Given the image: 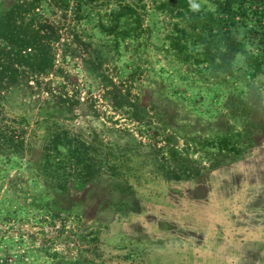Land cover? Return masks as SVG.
Returning a JSON list of instances; mask_svg holds the SVG:
<instances>
[{
  "label": "rangeland",
  "instance_id": "1",
  "mask_svg": "<svg viewBox=\"0 0 264 264\" xmlns=\"http://www.w3.org/2000/svg\"><path fill=\"white\" fill-rule=\"evenodd\" d=\"M17 2L45 24L53 66L22 69L3 94L8 115L30 125L24 145L0 150V264H257L264 5L248 0V15L220 28L243 46L230 74L219 57L200 63L188 21L209 0H0V14ZM50 130L93 148L91 179L53 178ZM112 152L129 165L113 167ZM224 237L245 252L221 255Z\"/></svg>",
  "mask_w": 264,
  "mask_h": 264
},
{
  "label": "trees",
  "instance_id": "2",
  "mask_svg": "<svg viewBox=\"0 0 264 264\" xmlns=\"http://www.w3.org/2000/svg\"><path fill=\"white\" fill-rule=\"evenodd\" d=\"M189 1L180 0V5L185 7V5L189 4ZM209 1L212 2V6L214 7L211 12L200 13V15L193 14L192 12L191 17L188 19L191 26L196 31H199L198 34L193 36L195 38L194 42L204 44L202 48L203 53L200 54V57H202L200 63L204 62L216 68L215 60L219 57L221 59V66L225 72L231 74L232 59L238 52L243 51V46L238 41L226 37L220 28H223L227 22L235 21V17L238 15H242V17L247 16L248 0ZM254 1H260L264 5V0ZM127 8L129 7H125V14H127ZM27 11L28 6L26 2H17L10 10L0 14V150L10 145H17L16 142L24 145L25 139L20 134L22 129L30 125L27 119L23 117L15 116L13 118L8 115L3 100L4 92L19 80L22 69L25 71L30 70L33 73H41L53 66L49 42L46 40L48 36L43 32L45 24H40L39 26L33 18L26 21L25 14ZM121 15L122 13H119L118 16ZM215 26H218L219 29H214ZM184 36L187 37V35L172 37V44L177 49L183 50L186 48V45H184L185 41L183 40ZM254 63L258 68L259 62L257 59H255ZM46 141L44 158L42 159L45 167L46 163L53 165L54 169H51L53 178L61 184L62 182L67 184L70 179L69 177L73 175L78 179L83 178L84 180H89L93 177L98 161L91 156L92 147L80 142L76 136L71 135L66 130H50ZM57 154L61 156L57 157L58 161H64L65 165H62V168L54 166L56 162L51 158L56 157ZM112 155L117 160V163L113 167H119L120 164L124 167L129 165L131 157H128L126 163V157L122 156L123 154L121 155L120 152H112ZM74 170H76L77 175H71ZM60 173L63 176H68V179H64ZM256 244L259 246L254 247V243L249 246L253 247L252 250L258 253L260 260L257 264H263L264 256L262 257V253L264 243L256 241ZM221 245L220 253L223 256H228V252L234 250L238 253L245 252L242 244L236 246L233 241L230 242L225 237L222 239ZM234 254L232 252L230 256ZM243 259L244 261L247 260L246 257ZM146 264H154V262L148 260Z\"/></svg>",
  "mask_w": 264,
  "mask_h": 264
},
{
  "label": "crops",
  "instance_id": "3",
  "mask_svg": "<svg viewBox=\"0 0 264 264\" xmlns=\"http://www.w3.org/2000/svg\"><path fill=\"white\" fill-rule=\"evenodd\" d=\"M262 230L264 229V226L261 227ZM252 231V230H251ZM253 233L255 234H258V235H253L251 238H252V243L256 244V239L260 240L262 243H264V236H261V234H259L257 231H252Z\"/></svg>",
  "mask_w": 264,
  "mask_h": 264
},
{
  "label": "clouds",
  "instance_id": "4",
  "mask_svg": "<svg viewBox=\"0 0 264 264\" xmlns=\"http://www.w3.org/2000/svg\"><path fill=\"white\" fill-rule=\"evenodd\" d=\"M192 7H193V9H196L197 7H198V5H196V4H192Z\"/></svg>",
  "mask_w": 264,
  "mask_h": 264
}]
</instances>
